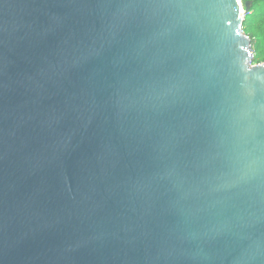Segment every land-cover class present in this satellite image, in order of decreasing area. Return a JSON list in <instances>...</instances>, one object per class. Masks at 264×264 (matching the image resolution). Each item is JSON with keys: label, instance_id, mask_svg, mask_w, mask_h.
Masks as SVG:
<instances>
[{"label": "water", "instance_id": "water-1", "mask_svg": "<svg viewBox=\"0 0 264 264\" xmlns=\"http://www.w3.org/2000/svg\"><path fill=\"white\" fill-rule=\"evenodd\" d=\"M243 21L242 0H0V264H264Z\"/></svg>", "mask_w": 264, "mask_h": 264}, {"label": "rangeland", "instance_id": "rangeland-1", "mask_svg": "<svg viewBox=\"0 0 264 264\" xmlns=\"http://www.w3.org/2000/svg\"><path fill=\"white\" fill-rule=\"evenodd\" d=\"M242 9L243 19L248 21L246 25L243 21V31L251 39L250 64H264V3H259L246 11L242 2Z\"/></svg>", "mask_w": 264, "mask_h": 264}, {"label": "trees", "instance_id": "trees-1", "mask_svg": "<svg viewBox=\"0 0 264 264\" xmlns=\"http://www.w3.org/2000/svg\"><path fill=\"white\" fill-rule=\"evenodd\" d=\"M250 1V7L254 8L259 3H264V0H242L244 7L246 8V2ZM247 19L244 20V24H247ZM250 32V31H249ZM251 33V32H250ZM248 34V33H247Z\"/></svg>", "mask_w": 264, "mask_h": 264}]
</instances>
